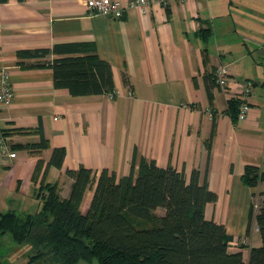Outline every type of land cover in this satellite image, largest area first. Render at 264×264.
Here are the masks:
<instances>
[{
  "label": "crops",
  "instance_id": "0c3cea01",
  "mask_svg": "<svg viewBox=\"0 0 264 264\" xmlns=\"http://www.w3.org/2000/svg\"><path fill=\"white\" fill-rule=\"evenodd\" d=\"M86 1L0 3V86L6 81L13 92L0 111V136L15 153L10 159L0 151V213H36L41 181L66 199V171L84 167L94 177L80 204L84 214L102 170L119 179L142 157L174 168L187 183L198 172L199 184L216 195L205 219L224 226L229 250L248 264L250 249L261 245L252 206L264 198V182L242 181L246 166L264 172V0H150L134 7V0H115L126 10L121 19L90 14ZM73 42L93 45L110 65L111 93L72 97L54 88L52 70L43 66L61 55L18 57ZM219 65L251 85L244 120L213 81ZM41 139L46 148H22ZM54 149L64 151L60 167L49 164Z\"/></svg>",
  "mask_w": 264,
  "mask_h": 264
},
{
  "label": "trees",
  "instance_id": "16d2710c",
  "mask_svg": "<svg viewBox=\"0 0 264 264\" xmlns=\"http://www.w3.org/2000/svg\"><path fill=\"white\" fill-rule=\"evenodd\" d=\"M209 34L207 29L201 31L203 39ZM51 54L61 55L43 64L52 70L54 88L66 89L72 97L113 91L111 67L98 58L91 44H55L51 49L19 51L18 57L40 60ZM204 79L209 88V75ZM238 105V101L229 100L230 109ZM46 147L43 139L22 146ZM63 158L64 151L54 149L49 164L60 167ZM134 166L132 160L129 174L119 179L114 172L102 170L84 214L80 204L94 183L90 169L66 171L72 179L66 199L60 197L56 185H43L41 181L37 192L41 207L36 213H0V264L1 236L6 233L16 244L30 246L34 256L27 264L43 258L51 264L94 260L98 264H244L240 252L229 250L232 237L224 226L205 219V205L214 202L216 195L205 181L199 184L197 171L191 173L187 183L174 168H161L154 160L141 157L136 171ZM242 181L254 187L264 182V172L246 166ZM254 204L261 245L250 249L248 264H264V198L257 208ZM157 209H163L162 215L155 213Z\"/></svg>",
  "mask_w": 264,
  "mask_h": 264
},
{
  "label": "built area",
  "instance_id": "2783aa9c",
  "mask_svg": "<svg viewBox=\"0 0 264 264\" xmlns=\"http://www.w3.org/2000/svg\"><path fill=\"white\" fill-rule=\"evenodd\" d=\"M150 0H134L129 4L131 7L146 5ZM167 4L170 0H159ZM85 6L88 8L90 14L100 15L113 19H121L125 14V7H121L118 1L115 0H87ZM213 80L215 85L223 91L230 99L238 101L239 107L236 118L244 120L249 111L248 97L251 92V85L248 82H239L232 80L228 77L227 69L225 66L219 65L213 71ZM13 101V92L9 84L4 81L0 86V111L8 107ZM0 151L2 155H6L12 159L15 153H11L5 143V139L0 136ZM254 207L257 208L258 204L255 203Z\"/></svg>",
  "mask_w": 264,
  "mask_h": 264
},
{
  "label": "rangeland",
  "instance_id": "374dc122",
  "mask_svg": "<svg viewBox=\"0 0 264 264\" xmlns=\"http://www.w3.org/2000/svg\"><path fill=\"white\" fill-rule=\"evenodd\" d=\"M1 255L3 264H27L29 259L34 256V252L32 251L29 245L16 244L13 241L11 234L6 233L1 236ZM32 264L51 263L46 262L45 258H43L41 260H37ZM76 264H98V262L96 260L89 263L78 261Z\"/></svg>",
  "mask_w": 264,
  "mask_h": 264
}]
</instances>
